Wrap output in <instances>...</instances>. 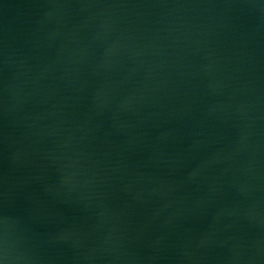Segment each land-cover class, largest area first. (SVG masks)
<instances>
[{
	"label": "water",
	"instance_id": "95a60500",
	"mask_svg": "<svg viewBox=\"0 0 264 264\" xmlns=\"http://www.w3.org/2000/svg\"><path fill=\"white\" fill-rule=\"evenodd\" d=\"M0 264H264V0H0Z\"/></svg>",
	"mask_w": 264,
	"mask_h": 264
}]
</instances>
